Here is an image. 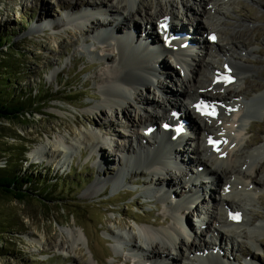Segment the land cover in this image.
I'll list each match as a JSON object with an SVG mask.
<instances>
[{
    "label": "rangeland",
    "instance_id": "rangeland-1",
    "mask_svg": "<svg viewBox=\"0 0 264 264\" xmlns=\"http://www.w3.org/2000/svg\"><path fill=\"white\" fill-rule=\"evenodd\" d=\"M82 1H90L91 6L92 0H0V40L2 41L0 48V97L4 101L11 102L15 95L31 94L37 104L32 109L39 111V114H34L33 117L27 115L24 120L20 119L21 123L0 121V169L18 174L21 179L30 176L35 180V184L32 186L26 188L24 186L28 195L24 202L0 195V264H117L114 260V253L124 258L125 256L130 257L132 261L129 264H133L138 257L134 256V253L130 254V251L126 250L127 248L126 251L121 250L120 248L123 247L115 244V241H113L114 245L110 234L129 233L135 235L136 242L139 243L137 234L143 229L153 227L159 230L173 231L176 229V225L171 218L170 205H176V203L181 205L184 211H187V226L186 228L182 227L181 231L184 241H194L200 245L205 242V245L209 247L210 241L213 239L205 233L206 224L208 225L211 221L206 213V210L210 209L209 203H204L206 201L202 200V202L199 198L192 200L190 197L193 196L189 197L190 204L177 201V198L183 199L189 196V187L186 181L195 182L199 179L209 181L202 180L197 176L189 177L188 172H197L198 170L194 163L195 157L191 147V151L188 150L183 156H180L186 163L185 169L179 168L180 172L170 169L169 173L165 175L173 178V184L179 185L177 191L182 192H179L178 196L176 188L172 189V196L177 198H170V205L166 204V199L159 198L163 194L148 191L149 189L160 190L158 187L154 188L152 183H148L150 181L148 177L132 178L129 183L120 184L121 186L115 188L111 184L101 185L96 189L98 194H95L96 190L92 189L98 179L114 175L125 164L124 160L117 164L118 160L123 158H119L120 153L111 155L112 145H123L130 142L133 149L136 148L133 142L134 132L124 130L123 123H121L123 120L120 117L116 119V116L107 107H103L102 82L107 80L110 72L116 68L117 52L122 49L116 42L117 37L110 31L104 32L107 34L104 37L97 35V32L91 34L89 30L93 26L87 20L96 18L100 22H104L112 20V18L107 12L103 14V9L88 7L81 4ZM152 1L154 2V0ZM157 1L164 13L172 8L176 13L173 22L179 23L178 28L183 30L184 34L191 32L189 20L194 16L189 14L184 16V8L180 1L186 2L185 5L196 11L200 8L194 4L195 0H171V5L166 0ZM207 1L204 0V2ZM225 1H229L231 6L225 8L221 16H210L207 21L210 24L221 21V26L218 27L221 32L231 33L236 37H240L241 33L242 40L248 39V50L251 51V54L236 55L240 57L241 63L250 70L245 74L249 84L251 86L261 85L257 92L251 94L253 97L255 96L253 94L258 95V93L264 92V0ZM160 7L155 9V5H153L148 12L154 13L157 10L158 13ZM70 10H72L71 13H69ZM87 10L97 14L83 18L84 11L88 12ZM160 21L148 26L142 23L139 18H135L131 22L134 31H129L128 28L127 30L137 35V30L146 27L145 33L154 36L155 31L160 32V28H158ZM207 21L204 20V22ZM193 24H196V21ZM111 26L113 27L114 23ZM151 27L153 31H150ZM184 27H188L189 30ZM121 28V33L125 32L124 26ZM201 32L202 30L197 31L199 35ZM139 33L138 37L141 40V31ZM198 34H195V38L201 39V35ZM126 37L125 35L124 38ZM134 38L132 37L133 41ZM178 42H174L176 44L173 43L167 51L159 55L160 57H156L160 67H156L159 70L156 72L155 80L160 82L163 87L156 88L155 85H151L147 90L138 88V92L150 101L163 102L164 99L170 98L173 102H177L174 103L178 107H182L181 98L178 96L181 91H177L181 90L180 82L176 78L182 79L184 70L175 64L170 52L176 53L181 49L179 46L181 42L179 45ZM136 45L141 50L145 46L141 42L133 43V46L129 48L131 52ZM173 46L177 49H172ZM201 50L195 49L200 58L203 54ZM142 51L144 53V49ZM106 56L110 59L106 60ZM211 56L208 62L218 70L225 72L224 63H227V60L217 53H212ZM162 69H165L167 76L160 75ZM202 74L206 86V80L210 76L206 71H203ZM186 85L188 86V82ZM243 87L250 90L248 84H243ZM205 90L209 95L210 92H221L220 89ZM205 97L207 98L208 95ZM42 99L47 100L40 105L39 102ZM96 106H102L103 116H100V113L95 110ZM167 109L170 110V107ZM140 110L139 108L134 109L133 120H137L138 116L142 114ZM181 118L180 114L178 120ZM169 120L178 123V120L171 115ZM108 122L113 125V128L112 131L107 129L108 133L104 134L108 141L109 139L112 141L110 142L112 145L105 146L107 153H100L102 159L105 157L104 164L98 163L100 156L99 158L97 155L90 156L91 151L88 148L86 150L77 149V152H73L72 155L55 154L52 159L54 154L52 143H57L65 138L69 144H74L80 140L82 132L102 130ZM161 125L159 121H156L153 128L159 130ZM180 125L188 129L184 123ZM241 128H246L242 135L246 141L244 143L258 137L259 141L249 148L264 143V112L259 120L244 122ZM102 131L100 133L103 134ZM139 134L144 136L147 143H152L150 138L147 141L148 134L142 132ZM187 134V137L183 138L191 139L192 132ZM168 142L172 143L169 136ZM166 147L161 144L156 148L164 150ZM39 148L47 153V159L38 160L35 156L36 159L33 158V151ZM120 148H118V152H120ZM172 148L176 150L175 153L179 151L177 150L179 146ZM213 151L217 152L215 149ZM255 154L247 158L243 169L244 173L240 174V177L247 178L242 182L247 183L248 186L250 185L248 176H252L248 172V166L258 162L260 157L262 158H260V163L263 162L264 165V154ZM241 162L242 160L240 165ZM99 167L103 168L104 174L100 173ZM185 170L187 173L185 180L177 183ZM262 172L264 174V167ZM259 177L261 178L262 175ZM49 179L52 180L49 184V193L37 196L38 192L35 190L42 191L44 189L41 184V186L38 184ZM211 184L208 186L211 187ZM192 185L195 184L190 186ZM204 186L206 185L204 184ZM168 191H171L170 188ZM146 192L152 196L151 199H149V194L147 196L143 194ZM161 192L163 193V191ZM218 194L216 191H212L211 196L208 195V201L215 198L213 202L217 203L220 195ZM249 194L253 201L247 203V208L245 206L248 224H242L239 227L241 231L251 229L253 226H264V186L262 188L257 186L250 190ZM152 199L155 202H151ZM240 199L244 200V197ZM217 215L223 225L230 217L226 211L225 213L224 211L218 212ZM138 219H143V221L146 219L147 222L142 224L143 221L137 222ZM210 225L213 224L210 222ZM68 230H72L80 238L77 245L71 250L66 249L65 245L64 234ZM236 231L235 233H237ZM258 231V235L252 237V240L239 238L234 249L230 250L228 242L222 243L221 252L223 251L224 255L222 260H227L231 264H243L246 254H249L255 260V264H264V230ZM255 240L261 243L257 247V251L253 246ZM115 246H119V249ZM259 247L261 250H258ZM177 255V253L171 252L169 258L172 259ZM222 262L226 263V261ZM184 264L201 263L190 256Z\"/></svg>",
    "mask_w": 264,
    "mask_h": 264
},
{
    "label": "bare ground",
    "instance_id": "bare-ground-1",
    "mask_svg": "<svg viewBox=\"0 0 264 264\" xmlns=\"http://www.w3.org/2000/svg\"><path fill=\"white\" fill-rule=\"evenodd\" d=\"M166 1L171 5V0ZM89 2L90 1H82L81 4L94 9H103V14L107 12L112 18V20L109 19L104 22H100V20L96 18L87 19L93 26L89 30L91 34L97 32V35L103 36L102 31H110V33L116 37L122 36L124 33L123 36H127L124 38L125 41L117 38L118 40L116 42L123 52L121 50L117 52V66L110 72L108 79L102 82L103 107H107L110 112L116 116V119L120 117V119L123 120L121 123H123L122 126L124 130H132L134 132V136H132L134 137V147L137 150L133 149L130 142L123 145L114 144V146L110 144L112 141L110 139L108 141L105 138L106 134H104L105 132L108 133L109 130L112 131L113 125L108 122L106 124L107 126L104 125V128H102L103 131L88 130L82 132L80 140H76L79 143L75 142L74 144H69L65 138H62L57 143H52L51 146L53 147L54 153L52 159L55 154L64 156L69 154L72 155L73 152H77V149L86 150L88 148L91 151L90 156L97 155L98 158L100 156L98 163L102 165L105 163V157L102 159L103 157L100 153H107L105 146L109 147L112 145L111 155L113 156V154L120 153L119 158H123L119 159L117 164L123 162V160L125 164H123L114 175L98 179L96 183L93 184L92 189L96 190L101 185L105 184H111L112 187L115 188L121 186L120 184L125 185V183H129L132 178L148 177L150 179L148 183H152L154 188L158 187L160 189H149L148 191L156 194H163V196L159 198L166 199V204L170 205V198L176 197L172 196V189L176 188L178 196L179 192H182L177 191L179 185L173 184V178L166 177L165 175L169 173L170 169H174L175 172H180L182 168L185 169L184 166H186V163L180 156H183L188 150L191 151V147L195 157L194 163L195 166L198 167V170L197 172H188L189 177L197 176L201 177L202 180L209 179V181H201L200 179L195 180V182L186 181L189 187V196L183 199L176 198L179 203L190 204L189 197L193 196L190 197L192 200H197V198H199L201 201H206L204 203H209L210 209H207L206 213H208L211 221H209L208 225L206 224L205 233L213 238L210 237L212 239V241H210L211 245L208 247L205 245V242H202V245H200L194 243V241H184L185 239H183L184 237L181 231L182 227L186 228L187 226V211H184L183 207L177 205V203L176 205H170L171 218L176 225L175 230H159L153 227H151V229L139 230L140 232L137 234L139 243L136 242L137 239L135 235L133 236L129 233L122 234L120 232L117 234H110L111 240L112 242L115 241V244L122 246L123 248H120L121 250L127 248L126 250L130 251V254L134 253V256L138 257L133 264H173L175 262L177 264H184L190 256L201 264H231L227 260H222L224 255L223 251L221 252V244L228 242V247L231 250L235 248V245L239 242V238L252 240V237L258 235V230H264V226L260 227L259 225L253 226L246 231L239 230L242 224H248L245 216L247 203L253 201L249 191L257 188V186L259 188L264 186V174H262L264 165L263 162L260 163L262 159L260 156L261 159L259 158L258 162L250 164L247 168L250 175H252L248 176L250 185L248 186L247 183L242 182L243 179L247 178L240 177L249 156L255 153V155L259 153L264 154V143H261L257 147L249 148L259 141L257 136L251 141L249 140V142L247 141V143H244L246 141H244L242 135L246 128H241L244 122H253L263 115L264 92L258 93V95L253 94L255 96L251 97V94L257 92L261 85L255 84V86H251L249 84L245 74L250 70L241 63L240 57L236 55L241 53L251 54V51L248 50V39L242 40L241 33L239 35L240 37H236L231 33L221 32V29L218 28L221 26V21L215 24H210L207 21L210 16H221L223 10L230 7L231 3L225 0H208L207 2H204V0H195L193 1L194 4H197L200 9L193 11L185 5L186 2L182 3V1H180L184 8V16H187V14L194 16L189 20V27L192 29L191 32H186V34H184L183 30L181 31V29L178 28L180 26L179 23L175 24V22H173L176 13L173 12L172 8L164 13L157 0H154V2L152 0H92L91 6ZM153 5H155V9L160 7L158 13L156 12L157 10H155L154 13L148 12L152 9ZM71 11L72 10H70L69 13H71ZM135 18H139L142 23L148 26L161 20L160 26H158L160 32L157 33V31H155L156 34L154 36L148 35L145 33L146 27H142L143 29L137 30V35H134L129 31H134L131 22H133ZM204 20L207 22H204ZM194 21H196V24H193ZM112 23H114L113 27L111 26ZM164 23H166V26L163 31L162 24ZM121 26L125 28V32L123 33H121ZM184 28L189 30L188 27ZM200 30H202L200 34L201 39L198 36V38H195V34L197 35V31ZM140 31L143 40H140L138 37ZM150 31H153V28ZM160 34L162 36L159 38L158 36ZM212 35H217L214 40L211 39ZM132 37L137 38H134L133 41ZM145 40L149 47L146 45L143 46L144 53L142 51L143 49L141 50L138 45H136L131 52L129 48L133 46V43L137 44ZM178 41L181 42L180 45ZM174 42H178L177 44L182 49L178 50L176 53L170 51L171 57L175 60V64L184 70V77L182 76V79L179 77L176 78V80L180 82L181 90L177 91H181L178 96L181 98L180 102L182 107H178L175 104L177 102L174 101V103L170 98L164 99L163 102L150 101L138 92V88L147 90L151 85H155L156 88L163 87L160 82L155 80L156 72L159 70V68L156 69V67H160L156 57H160L159 55L167 51L169 46H172ZM187 42H189V44H187ZM172 49H177V47L173 46ZM195 49L199 51L202 49V58L199 57L200 55H197L198 53L195 52ZM137 52L140 54H132ZM212 53L220 54L227 60V63H224V65L226 69H232L234 75L232 84L229 85L223 82L227 74L218 70L208 62V59L212 57ZM105 59L109 60L110 58L106 56ZM255 64L257 63L255 62ZM203 71H206L210 76V78L206 80V86L204 84L205 81H203ZM164 74L165 69H162L160 75ZM165 76L167 75L165 74L164 77ZM187 82L188 86L186 85ZM243 84H248L250 90L243 87ZM209 88L211 90L220 89L221 92H210L209 95L206 93L207 90H205ZM160 91L163 93L162 90ZM204 94L208 95V97L206 98ZM173 95L176 97L175 94ZM249 97L251 98L248 99ZM203 105H207L211 110L210 116H206L204 110L202 113ZM101 107L102 106H96L95 110L100 113V116H103ZM167 107H170V110H168ZM136 108L141 109L140 111L142 114L138 116L137 120H133L132 114ZM170 111L177 114L172 116L177 120L181 114L182 118L178 120L177 124L169 120L171 115ZM156 121H159V124L167 121L171 126L168 131L162 130L161 128L157 130L153 128ZM181 123H184L188 129L180 125ZM108 126L110 127L107 128ZM149 128H153V131L148 134L147 129ZM177 129H180V133L176 135L175 131ZM100 131H102L103 134L100 133ZM140 132L148 134L147 141L148 138H150V142L152 143H147L144 140V136L139 134ZM188 132H192L193 134L190 137L191 139H184L183 137H187L186 134ZM168 136L172 143L168 142ZM217 140L221 143L218 147H215L214 143ZM225 140L227 141L226 143L223 142ZM161 144L167 147L164 150L156 148ZM78 145L79 147H77ZM115 146L117 147L115 148ZM173 146H179V149H177L179 150L177 151V153H179L178 156L177 153H175L176 150H173ZM118 148H120V152H118ZM213 149H215V151L217 150V152H214ZM34 156L38 158V160L48 158L47 153L43 152L40 148L33 151V158ZM241 160L242 162L240 165ZM130 163L131 165H128ZM99 171L102 174L105 173L101 167H99ZM185 172L186 170L183 171L182 177L177 180V183H181L185 180L187 174ZM261 175L262 179L260 177L258 178V176ZM210 183H212L211 187L208 186ZM191 184L195 185L190 186ZM204 184L206 186H204ZM168 188H170V192ZM235 189L237 191L236 194ZM161 191H163V193ZM212 191H216L220 194H218L219 200L217 203L213 202L215 198L214 200L208 201V195L211 196ZM98 193V190H96L95 194ZM143 194L147 196L149 193L146 192ZM151 197L152 196L149 194V199H151ZM241 197H244V200L240 199ZM152 201L155 202L153 199L151 202ZM221 211H224V213L226 211L230 216L225 225L222 224L217 215L218 212ZM234 217H239L241 221L239 223H234L232 221ZM138 221L142 222L143 219H138L137 222ZM146 222V219H144L142 224ZM210 222L213 225H210ZM224 230L227 231L224 232ZM235 230H237V233H235ZM64 236L66 240V249L68 250L73 249L80 239L72 230L66 231ZM259 245H261V243L255 240L253 244L256 248L255 251H257ZM115 247L119 249V246ZM258 250H261L260 247ZM171 252L177 253V257L175 256L172 259L169 258ZM114 255V260L117 264H129V262L132 261L128 256L124 258L116 253H114ZM222 261H226V263ZM243 264H255V260L252 259V256L249 254H246Z\"/></svg>",
    "mask_w": 264,
    "mask_h": 264
},
{
    "label": "trees",
    "instance_id": "trees-1",
    "mask_svg": "<svg viewBox=\"0 0 264 264\" xmlns=\"http://www.w3.org/2000/svg\"><path fill=\"white\" fill-rule=\"evenodd\" d=\"M1 44L2 41L0 40V48ZM33 99L34 97L31 94L23 93L15 95L11 102L4 101L2 100V97H0V121L4 120L11 123H21L20 119L24 120L27 115L33 117L34 114H39L38 110L32 109L34 106H37ZM45 100L42 99L39 104H44ZM51 181L52 180L50 179L44 180L42 181L43 183L40 182L38 184L39 186L42 185L44 189L42 191L36 189L35 192H38L37 196L49 193V184H51ZM33 184H35V180L30 178V176L29 178L21 179L18 174L0 169V195L3 197L18 202H24L28 198L25 188L32 186Z\"/></svg>",
    "mask_w": 264,
    "mask_h": 264
},
{
    "label": "snow or ice",
    "instance_id": "snow-or-ice-1",
    "mask_svg": "<svg viewBox=\"0 0 264 264\" xmlns=\"http://www.w3.org/2000/svg\"><path fill=\"white\" fill-rule=\"evenodd\" d=\"M225 79H227V78H225Z\"/></svg>",
    "mask_w": 264,
    "mask_h": 264
}]
</instances>
